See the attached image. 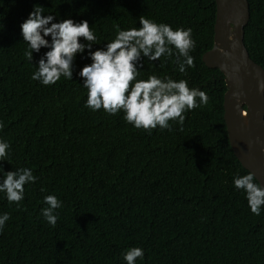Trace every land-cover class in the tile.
Instances as JSON below:
<instances>
[{
    "label": "trees",
    "instance_id": "16d2710c",
    "mask_svg": "<svg viewBox=\"0 0 264 264\" xmlns=\"http://www.w3.org/2000/svg\"><path fill=\"white\" fill-rule=\"evenodd\" d=\"M244 44L264 68V0H248ZM54 22L86 20L104 47L118 30L148 18L191 28L193 66L180 73L175 56L143 62L149 75L186 79L208 95L172 131L134 128L123 113L85 107L79 69L88 49L74 59L72 80L54 85L31 80L47 51L24 52L20 24L33 6ZM215 0H0V139L10 144L4 171L30 168L19 206L0 193V264H126L130 247L144 250L136 264H264V209L251 213L233 177L249 171L230 146L223 116V73L202 60L213 44ZM83 41V38H81ZM63 206L55 227L41 214L44 196Z\"/></svg>",
    "mask_w": 264,
    "mask_h": 264
},
{
    "label": "clouds",
    "instance_id": "9594fccd",
    "mask_svg": "<svg viewBox=\"0 0 264 264\" xmlns=\"http://www.w3.org/2000/svg\"><path fill=\"white\" fill-rule=\"evenodd\" d=\"M44 7L33 6L27 18L20 24L22 41L26 43L24 56L31 62L33 51L42 47L47 51L38 60L31 80L43 86L56 84L61 77L72 80L74 59L88 49L90 63L78 72L81 86L87 89L85 107L95 112L103 110L108 115L123 113L125 122L134 128L172 131V123L183 126L185 113L207 104L208 95L199 88H190L186 79L175 80L169 76L155 74L138 79L141 73V57L148 61H160L175 56L174 63L180 73L186 66H193L191 51L196 47L191 28H175L165 23L142 18L139 27L118 30L115 38L102 48L92 50L99 44L97 35L86 20L74 22L71 18L54 22L53 14H44ZM3 25L0 24V30ZM83 38V41H81ZM264 90V83L260 84ZM4 127L0 122V129ZM10 144L0 139V161H6ZM37 177L30 168L4 171L0 167V193L9 203L19 206L25 196V185L33 184ZM235 189L243 192L247 205L254 215L264 209V185L252 172L235 175L232 180ZM47 207L41 214L47 223L55 227L59 214L56 211L63 202L54 194L43 198ZM9 214H0V231H3ZM144 258V250L130 247L123 253L126 264H136Z\"/></svg>",
    "mask_w": 264,
    "mask_h": 264
},
{
    "label": "water",
    "instance_id": "95a60500",
    "mask_svg": "<svg viewBox=\"0 0 264 264\" xmlns=\"http://www.w3.org/2000/svg\"><path fill=\"white\" fill-rule=\"evenodd\" d=\"M213 44L202 60L224 75L223 116L233 153L264 185V68L244 44L248 0H215Z\"/></svg>",
    "mask_w": 264,
    "mask_h": 264
}]
</instances>
